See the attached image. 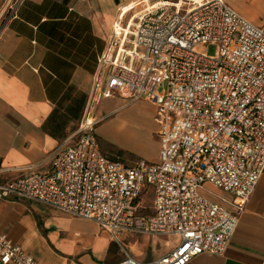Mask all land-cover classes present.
I'll return each mask as SVG.
<instances>
[{"label": "built area", "instance_id": "built-area-1", "mask_svg": "<svg viewBox=\"0 0 264 264\" xmlns=\"http://www.w3.org/2000/svg\"><path fill=\"white\" fill-rule=\"evenodd\" d=\"M160 1H140L127 25L115 24L76 141L52 153L47 172L0 185V200L37 202L94 222L120 247L121 264L223 255L239 218L200 190L231 194L241 211L264 174V24L223 0ZM112 97L156 106V163L126 166L101 152L96 128L104 118L94 110ZM144 195L153 196L152 212ZM129 236L175 246L141 262L125 243ZM0 264L41 263L0 230Z\"/></svg>", "mask_w": 264, "mask_h": 264}, {"label": "crops", "instance_id": "crops-1", "mask_svg": "<svg viewBox=\"0 0 264 264\" xmlns=\"http://www.w3.org/2000/svg\"><path fill=\"white\" fill-rule=\"evenodd\" d=\"M140 1L21 0L12 11L14 0H0V185L47 172L52 153L76 141L114 26L127 25ZM223 1L252 24H264V0ZM94 113L104 118L96 136L107 158L126 166L158 161L155 105L112 97ZM111 136L133 144L139 158L101 143ZM208 190V198L236 214L239 223L223 255H200L190 264H264V174L241 211L231 194ZM0 230L41 264H121L125 258L94 222L37 202L0 200ZM124 240L141 262L175 246L166 238Z\"/></svg>", "mask_w": 264, "mask_h": 264}, {"label": "rangeland", "instance_id": "rangeland-1", "mask_svg": "<svg viewBox=\"0 0 264 264\" xmlns=\"http://www.w3.org/2000/svg\"><path fill=\"white\" fill-rule=\"evenodd\" d=\"M16 0H14L15 2ZM208 53L211 55L215 54V48L214 47H209L208 48ZM116 120V118H113V121ZM153 137L155 138L156 135L153 134ZM105 139V140H104ZM103 141L101 142L102 144L105 145H109L111 147H114L116 150H118L119 152H121L124 156H130L131 153H133V155H135V157L138 159L139 157L137 156V153L134 151V146L133 144H131L129 141H125V138H120V137H109V138H104ZM105 142V143H104ZM207 190L208 189H212V187H210V185L206 186ZM207 190H200V193L206 197H210V193ZM144 197H146L144 200V205L145 206H149L152 207L153 206V196H147L144 195Z\"/></svg>", "mask_w": 264, "mask_h": 264}, {"label": "bare ground", "instance_id": "bare-ground-1", "mask_svg": "<svg viewBox=\"0 0 264 264\" xmlns=\"http://www.w3.org/2000/svg\"><path fill=\"white\" fill-rule=\"evenodd\" d=\"M161 3H163V2H161ZM166 3L168 4V2H165L164 4H166ZM149 6H151V5H149Z\"/></svg>", "mask_w": 264, "mask_h": 264}]
</instances>
